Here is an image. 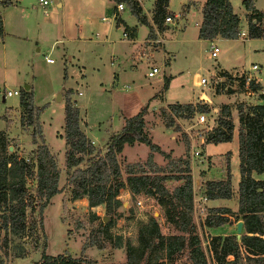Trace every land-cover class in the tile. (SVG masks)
I'll return each mask as SVG.
<instances>
[{"label":"rangeland","instance_id":"obj_1","mask_svg":"<svg viewBox=\"0 0 264 264\" xmlns=\"http://www.w3.org/2000/svg\"><path fill=\"white\" fill-rule=\"evenodd\" d=\"M48 1L51 4L43 7L38 0H15L2 10L4 35L0 38V131L7 133L10 153L35 167L33 128L20 126L19 107L20 91L25 88L31 90L33 104L36 107L46 106L39 122L45 143L60 171L61 192L49 201L41 216L34 213L37 223L34 231L10 235L7 247L2 246L3 234H0V264H37L43 253L48 256L68 254L78 259L82 257L81 248L92 229L110 220L105 215L104 206L94 208L93 213L98 219L92 220V210L88 208L86 199L71 200L63 140L64 104L68 93L71 102L80 111L82 130L102 154L110 137L122 131L126 119L147 107L145 132L152 142L162 147L172 160L189 162L194 185L193 220L196 233L207 264H215L209 250L212 239L238 236L236 225L242 220H237L241 217L235 214H210L211 208L203 201L201 185L206 181L224 179L226 155L230 153L233 195L228 202H219L216 207L237 212V106L242 103L255 105L259 95L249 97V87L242 84L241 77L245 80V76H250L264 90V39L247 38V14L242 5L244 0H230V3L240 18V29L246 36L211 43L198 40L196 35L195 23L201 17L203 1L170 0L171 11L179 13L181 17L190 12L186 18L180 17L174 22L170 17L172 23L167 24L164 20L158 28L156 26L159 32H162L159 29L169 30L162 35L164 46L155 43L157 39L146 37L148 27L141 25L125 6L120 17L128 26L138 27L136 39H125L123 27H115L113 14L117 8L113 2L110 5L109 0ZM252 1L258 11L264 10V0ZM152 5L153 0H146L143 6L149 18ZM147 40L153 43L145 42ZM212 45L219 49L217 58L211 56ZM137 53L142 54L141 60L136 59ZM46 57L53 62L47 63ZM253 65L258 67L256 72L251 70ZM149 71L156 72L154 78L148 77ZM241 73L243 75L240 77ZM165 76L171 77V81L169 87L163 90ZM201 79L206 81V85L200 84ZM6 91H17L19 96L7 97ZM215 91H220V94ZM60 93L62 101L57 102ZM201 95H206L211 102L210 117L206 115L209 128L213 124L210 118L215 119V110L220 111L222 105L230 107L234 124L230 143L201 144L203 138L199 139L198 134H202L206 124H196L197 117L192 120L176 119L181 129L179 132L164 126L159 116L161 108L172 103H193L197 98H200V103L208 105L201 101ZM182 134L187 136V142ZM195 151L203 153L195 156ZM149 152V148L143 144L125 146L117 159L123 170L127 164L145 162ZM157 155L155 163L164 168L167 159ZM177 185L175 180L167 182L169 189ZM27 186L32 206L37 207L35 181L29 180ZM126 190L119 192L118 199L122 206L119 209L120 217L113 218L114 226L110 229L112 238L105 240L103 250L92 247L83 253V257L90 261L88 264H125V249L117 247L115 238L121 237L123 241L129 239L135 243L138 226L149 216L157 219L164 235L179 234L166 223L164 210L154 200L142 195L132 198ZM27 213L31 215L30 209ZM210 217L228 218L221 226L210 228L205 224ZM241 253L238 264H254L245 261V254ZM228 260L233 258L229 257ZM176 263L188 264V260L182 255L170 264Z\"/></svg>","mask_w":264,"mask_h":264},{"label":"trees","instance_id":"obj_2","mask_svg":"<svg viewBox=\"0 0 264 264\" xmlns=\"http://www.w3.org/2000/svg\"><path fill=\"white\" fill-rule=\"evenodd\" d=\"M15 0L0 1V38L4 35L2 10ZM117 5L127 7L141 25L149 28V38H154L153 28L142 13L138 0H109ZM248 21L247 38L264 39V10L258 11L252 0H244ZM169 0H155L152 22L157 26L167 17H173L168 10ZM116 25H122L124 32L130 29L119 18L114 9ZM201 23L198 39L211 41L215 39L237 40L240 38V18L233 11L230 0H205L201 10ZM165 31L166 29H159ZM136 29H132V37ZM228 77V75H225ZM245 84V80L241 78ZM170 78H165L163 90L169 87ZM252 92L261 91V85L254 80L249 83ZM220 94V91H215ZM264 100V96H260ZM20 126L33 128V144L36 146V164L32 167L24 159H18L10 153L8 137L0 131V234L1 243L7 247L10 235H23L26 230L34 231L37 223L34 213L42 215L49 201L61 192L59 188L60 171L54 156L45 143L39 117L46 106L33 104L31 90L22 89L19 96ZM210 105L202 103L170 104L161 108L159 116L166 128L175 132L181 129L176 119L191 120L197 114H209ZM147 107L135 116L126 119L119 134L110 137L105 153L91 143L81 128L80 111L71 102L70 94L64 104L63 140L65 143V167L68 171L67 184L71 190V200L86 199L88 208L104 206L105 215L110 220L97 225L86 238L81 256L76 259L68 254L48 256L42 254L37 264H81L89 260L83 253L95 247L103 250L105 240L111 239L110 229L114 226L113 218H119L122 202L118 199L120 190L128 189L131 197L145 196L164 210L165 221L179 234L166 236L161 232L160 224L153 216L137 228L136 242L115 238L117 247L125 249V264H170L185 255L188 264H207L201 241L196 233L193 220L194 185L187 160H172L170 155L155 145L145 132V115ZM238 116V160L239 183L237 187V212L229 209H210L211 213L241 217L243 227L239 236L227 235L214 237L209 250L215 264H238L244 252L245 261L264 264V104H239ZM234 124L228 105H222L217 111L215 126L209 131H202L206 144L219 145L230 143L233 139ZM184 141H188L182 134ZM143 144L150 150L145 162L127 164L122 170L117 157L125 146ZM158 153L167 159L164 168L154 161ZM203 152H201L202 155ZM230 153L226 155L225 177L221 180L206 181L202 197L208 201L230 200L233 195L230 171ZM261 177V178H257ZM36 183L34 199L37 207L32 206L27 182ZM175 180L178 185L173 189L167 182ZM30 209L31 215L27 211ZM228 217L206 219L207 227H219ZM91 219L98 217L91 212ZM233 260L229 261L228 258ZM89 261V262H88ZM88 262V263H87ZM177 264V263H176Z\"/></svg>","mask_w":264,"mask_h":264},{"label":"built area","instance_id":"obj_3","mask_svg":"<svg viewBox=\"0 0 264 264\" xmlns=\"http://www.w3.org/2000/svg\"><path fill=\"white\" fill-rule=\"evenodd\" d=\"M38 2H39V4H41V6H43V7H45V6H49V5L51 4V1H48V0H38ZM123 10H124V6H123L122 4L117 5V12H121V11H123ZM165 22H166L167 24H170V23H172V19H171L170 17H167V18L165 19ZM128 36H129L128 33H123V37H124L125 39H127ZM239 36H240L241 38H243V37L246 36V33H245L244 31H242V32L239 34ZM210 50H212L211 56H212L213 58H217V54H218V52H219V49H218L216 46H213V45H212ZM135 57H136V59H142V54H141V53H137ZM46 62H47V63H52L53 60L50 59V58H48V57H46ZM251 70H252L253 72H256V71L258 70V67H257L256 65H253V66L251 67ZM155 74H156L155 71H149V73H148V77H149V78H154V77H155ZM242 75H243V73H241L240 77H241ZM241 78H242V77H241ZM251 81H253V80H252V78H251L250 76H245V84H246L248 87H249V83H250ZM255 82H258V81H255ZM200 84H201V85H206V81H205L204 79H201ZM248 90H249V89H248ZM255 94H256V95L259 94V95H258V103H262V104H264V100H261V99H260V96H264V90H261V91H259V92H257V93L252 92V91H250V90L248 91V95H249V97L254 96ZM6 96H7V97H14V96H16V97H17V96H19V92H17V91H13V92H11V91H6ZM210 113H211V112H210ZM210 113H209V114H197L196 116H194L195 118L197 117V122H196V124H199V125H204V124H206V125H205V128H203L204 131H209V130H211V129L215 126V120H216V115H217V109L215 110V119H211V118H210L211 122L213 123L211 128L208 127V119L206 118V115L209 116ZM209 117H210V116H209ZM191 120H192V119H191ZM198 137H199V139H200V137L203 138L202 134H198ZM201 144H205V140H204V138L201 139ZM194 155H195V156H200V155H201V152H200V151H195V152H194ZM203 199H205V198H203Z\"/></svg>","mask_w":264,"mask_h":264},{"label":"crops","instance_id":"obj_4","mask_svg":"<svg viewBox=\"0 0 264 264\" xmlns=\"http://www.w3.org/2000/svg\"><path fill=\"white\" fill-rule=\"evenodd\" d=\"M146 0H138V2H139V4H140V6H141V8L143 9V11H144V2H145ZM189 1H191V2H196V1H198V0H189ZM203 1V4H204V2H205V0H202ZM109 2V4L111 5V4H113L111 1H108ZM154 2H155V0H153V5H154ZM202 4V5H203ZM153 5H152V8L149 10L150 11V13H151V18H149L148 17V15L147 14H145V11H144V13H143V15H147V21H148V23H149V25L153 28V31H154V38H152V39H157V40H155L154 42L155 43H160L162 46H164V43H165V39L162 37V35H164L165 34V32H168L169 30L167 29V30H165V31H163V32H159L158 31V29H156V25L152 22V11H153ZM168 10L173 14V17H171L172 19H174V22L175 21H178V19L181 17L180 16V14L179 13H175V12H173V11H171V9H170V0H169V6H168ZM202 10V9H201ZM200 10V11H201ZM142 11V12H143ZM190 12V11H189ZM189 12H187L186 14H185V16H182L181 18H186V15L189 13ZM119 14V18L121 19V17H120V14H121V12H118ZM113 21H114V24H115V27L116 28H119L120 26H122V25H120V26H117L116 25V21H115V15L113 14ZM201 19H202V15H201V17H200V19H199V22H196L195 23V26L197 27V39H198V29H199V25H200V23H201ZM103 21H104V18L102 19ZM122 20V19H121ZM123 21V20H122ZM124 22V21H123ZM125 23V22H124ZM125 25L130 29V34H128L129 36V38H132V39H136L137 38V35H138V27L137 26H134V27H132V26H128L126 23H125ZM123 27V26H122ZM132 29H136V33H135V36H133L132 37V35H131V33H132ZM149 29V28H148ZM123 33H124V27H123ZM127 33V32H126ZM148 35H149V33H148ZM148 35L146 36V37H148ZM148 39H149V37H148ZM199 40V39H198ZM217 40H223V39H215V40H212V42L213 41H217ZM201 41H204V40H201ZM145 42H151V43H153V41H151V40H147V41H145ZM205 42H208V43H211V41H205ZM141 60V59H140ZM117 78V75L115 74L114 75V79H116ZM165 78H170V81H171V77H168V76H165ZM158 79H159V77H158ZM202 96V95H201ZM216 96H218V95H216ZM198 99H200V98H197L196 99V101L195 102H193V103H189V104H193V105H195V104H197L198 102H199V100ZM211 102H209L208 104H210ZM172 104H175V103H172ZM180 104H185V103H180ZM167 105H170V104H166V106ZM155 144V143H154ZM155 145H157V144H155ZM158 146V145H157ZM162 151H163V148L162 147H160V146H158ZM158 153H156V154H154V160H156V157L158 156L157 155ZM126 192L127 193H129L128 192V190H126ZM130 195V194H129ZM203 201H204V203H205V205H207L208 206V208L210 207L211 209H217L218 207H216V204H218L219 202H228V200H215V201H208V200H206V199H203ZM85 202H87L86 200H85ZM213 204H215L214 205V207H213ZM95 208H102V206H98V207H95ZM92 210V212H94L93 210H94V208H92L91 209ZM210 210V209H209ZM209 213L210 214H217V213H211L210 211H209ZM210 218H212V217H210ZM241 222V221H240Z\"/></svg>","mask_w":264,"mask_h":264},{"label":"water","instance_id":"obj_5","mask_svg":"<svg viewBox=\"0 0 264 264\" xmlns=\"http://www.w3.org/2000/svg\"><path fill=\"white\" fill-rule=\"evenodd\" d=\"M25 91H28V88H25L24 89ZM57 102H61L62 101V93L58 94L57 96V99H56ZM201 101H205L207 103L210 102V100L206 97V95H203L201 97ZM104 221L106 222L107 219L105 218ZM242 227H243V223L242 222H238L237 225H236V229H237V235L239 236L242 232Z\"/></svg>","mask_w":264,"mask_h":264}]
</instances>
